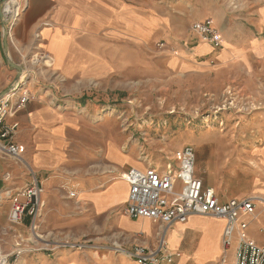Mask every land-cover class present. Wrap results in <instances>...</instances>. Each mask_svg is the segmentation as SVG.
<instances>
[{
    "label": "crops",
    "instance_id": "obj_1",
    "mask_svg": "<svg viewBox=\"0 0 264 264\" xmlns=\"http://www.w3.org/2000/svg\"><path fill=\"white\" fill-rule=\"evenodd\" d=\"M4 1L0 0V97L18 79V72L11 67L7 54L5 12L1 11ZM262 3L263 6L257 9L256 30L264 34V0ZM153 7L145 4V0H27L25 13L7 33L15 64L31 80L32 74L39 72L31 82H42L37 87L28 86L35 99L27 102L10 119L19 125L16 143L23 150L26 165L35 169L39 178L43 175L44 183L39 181L46 194L64 193L60 187L74 190L76 199L66 195L59 202L61 210L66 211L62 218L67 219L65 214H69L68 226L73 229L75 224L82 229L74 233L76 237L66 240L86 241L91 245L85 251L61 250L27 254L17 259L11 257L10 264H137L123 255H115L111 245L118 243L125 248L138 245L150 249L156 246L159 224L147 219H131L125 213L129 186L125 181H115L130 169L145 170L148 167L121 147L119 135L108 141L116 143L115 146L108 148L107 143L106 148L103 145L94 147V153L84 160L82 168L66 167V171L56 177L45 176L48 171L67 165L66 146L73 129L82 122V117L75 112L78 110L75 97H84L85 83L115 76L122 65H130L132 43L142 45L161 37L160 28L167 21L155 13ZM193 16L199 22L209 18L207 16L219 17L213 13ZM197 41L191 47H178L176 53L182 54L181 59L172 57L171 66L180 68L183 73H192L195 66L207 68V57L214 51L199 37ZM226 42L234 48L223 44L215 58L219 65L264 58L263 38L253 37L245 42L229 39ZM9 171L18 177L22 167L0 156V235L11 227L12 200L5 194L28 184L26 179L19 178L16 182L6 181ZM122 188L125 196L121 195ZM77 203L84 210L82 213L73 210ZM260 220L257 229L264 224V215ZM22 227L29 232L27 226ZM225 227L226 222L221 219L199 215L190 217L186 223L175 224L166 235L169 251L181 254L173 264L218 262L224 253L222 236ZM253 228L254 225L251 236L263 242L264 237L260 240L252 234ZM19 234L21 238L26 235L25 231H19Z\"/></svg>",
    "mask_w": 264,
    "mask_h": 264
},
{
    "label": "rangeland",
    "instance_id": "obj_2",
    "mask_svg": "<svg viewBox=\"0 0 264 264\" xmlns=\"http://www.w3.org/2000/svg\"><path fill=\"white\" fill-rule=\"evenodd\" d=\"M145 4L154 6L153 11L166 18L167 23L159 31L161 37L142 45L132 43L130 65H122L115 76L85 83L84 97H75V112L82 122L73 129L66 146L67 165L48 171L45 176L56 177L66 167L82 168L94 147L106 148L108 141L119 135L121 147L145 167H164L175 151L185 146L195 148L197 175L217 191L222 202L264 194V58L219 65L215 61L219 50L204 42L214 51L207 57V68L195 66L192 73H183L170 62L172 57L181 59L182 54H176L178 47H191L198 42L199 36L192 30L194 23L199 22L193 16L196 14H218L216 19L207 17L215 21L224 47L234 48L226 42L229 39H264V34L256 30L257 9L263 6L262 0H145ZM162 41L169 47L159 49ZM37 73L32 74V80ZM32 80L28 86L42 84ZM115 144L109 142L107 147ZM13 163L20 165L22 171L18 177L9 171L11 181L26 179L27 184L35 173L44 183L43 175L39 178V173L25 161ZM121 180L124 182L122 178L115 182ZM60 189L64 193L46 194L44 188L42 194L45 207L41 234L54 244L52 249L67 241V237H76L74 233L82 229L75 224L73 229L68 226L69 214H65L67 219L62 218L66 211L61 210L59 202L74 190ZM121 190L125 196L124 188ZM75 207L73 210L78 213L84 211L78 203ZM257 227L255 223L252 234L262 240ZM19 231L26 233L19 240L22 244L18 243ZM29 236L22 226L1 232L0 253L11 255L8 264L11 257L73 251L63 247L55 252L36 251L41 246L29 243Z\"/></svg>",
    "mask_w": 264,
    "mask_h": 264
},
{
    "label": "built area",
    "instance_id": "obj_3",
    "mask_svg": "<svg viewBox=\"0 0 264 264\" xmlns=\"http://www.w3.org/2000/svg\"><path fill=\"white\" fill-rule=\"evenodd\" d=\"M26 7L27 0H18L8 8L4 6L7 33L15 27ZM192 30L201 41L211 44L214 50L222 49L223 38L217 31L214 20L207 18L205 21L196 22ZM167 47L169 45L163 41L158 44L159 49ZM30 80L29 75L22 74L20 81L14 83L5 96L0 97V156L10 157L20 163L25 160L22 148L16 143L19 125L10 119L22 110L27 102L35 99L28 89L27 83ZM168 161L164 167L149 164L145 170L133 168L121 175L129 186L126 215L131 219L151 220L159 224V230L155 247L150 249L135 245L125 248L122 244L113 243L111 250L115 255H123L137 264H173L181 254L169 251L166 239L168 230L175 224L186 223L190 217L199 215L226 222L222 236L224 253L221 259L213 264H264V241L260 242L250 234L251 227L259 223L261 215H264V197L233 198L222 202L217 191L206 186L203 179L197 175L196 151L191 146L175 151ZM5 179L9 182L11 174H7ZM9 192L6 197L12 200L10 226H27L30 234L28 242L41 246L36 251L55 252L58 247L79 251L89 249L91 245L86 241L69 240L56 244L55 249H52L54 244L44 239V233L41 234L45 207L42 196L44 189L35 173L32 182L17 190L16 194ZM69 195L70 198L76 197L74 192ZM258 233L264 237V224L258 229ZM20 239L19 235L18 243L22 244ZM21 253L17 252L18 255ZM10 256L0 253V264H8Z\"/></svg>",
    "mask_w": 264,
    "mask_h": 264
},
{
    "label": "water",
    "instance_id": "obj_4",
    "mask_svg": "<svg viewBox=\"0 0 264 264\" xmlns=\"http://www.w3.org/2000/svg\"><path fill=\"white\" fill-rule=\"evenodd\" d=\"M5 2H6V1H4V3H3L2 6H1V11H2V13H4L3 8H4V4H5ZM4 26H5V42H6V47H7V54H8V57L10 58V65H11V67H12L13 69H15L16 72H18V79H17L16 82H19L20 79H21V76H22V74H23V72H22V68L19 67L17 64H15V62H14V60H13V57H11V54H10V51H9L8 42H7V31H8V27L6 26L5 21H4ZM9 90H10V89H8L3 95H1V97L5 96L6 93L9 92Z\"/></svg>",
    "mask_w": 264,
    "mask_h": 264
},
{
    "label": "bare ground",
    "instance_id": "obj_5",
    "mask_svg": "<svg viewBox=\"0 0 264 264\" xmlns=\"http://www.w3.org/2000/svg\"><path fill=\"white\" fill-rule=\"evenodd\" d=\"M16 1H18V0H6V2H5V5H6V8H8L11 4H13V3H15ZM203 43H204V41H202ZM205 43H207V42H205ZM225 53H226V50H225ZM228 53V52H227ZM177 54V53H176ZM175 54V55H176ZM226 55H228V54H226ZM79 190V189H78ZM10 193V192H9ZM9 195V194H8ZM258 197H264V194H258V195H254L253 196V198H258Z\"/></svg>",
    "mask_w": 264,
    "mask_h": 264
}]
</instances>
